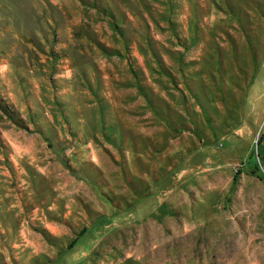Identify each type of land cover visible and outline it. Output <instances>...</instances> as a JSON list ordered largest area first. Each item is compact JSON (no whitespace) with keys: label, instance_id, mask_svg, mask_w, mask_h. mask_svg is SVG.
I'll use <instances>...</instances> for the list:
<instances>
[{"label":"rangeland","instance_id":"1","mask_svg":"<svg viewBox=\"0 0 264 264\" xmlns=\"http://www.w3.org/2000/svg\"><path fill=\"white\" fill-rule=\"evenodd\" d=\"M0 264H264V0H0Z\"/></svg>","mask_w":264,"mask_h":264}]
</instances>
